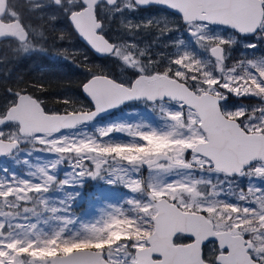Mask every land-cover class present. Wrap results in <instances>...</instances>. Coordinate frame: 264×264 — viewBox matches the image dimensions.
I'll use <instances>...</instances> for the list:
<instances>
[{
  "label": "snow or ice",
  "instance_id": "6c2138e0",
  "mask_svg": "<svg viewBox=\"0 0 264 264\" xmlns=\"http://www.w3.org/2000/svg\"><path fill=\"white\" fill-rule=\"evenodd\" d=\"M61 25L113 69L50 107L5 68L0 264H264V0H0V65L74 56ZM86 178L132 195L78 216Z\"/></svg>",
  "mask_w": 264,
  "mask_h": 264
},
{
  "label": "trees",
  "instance_id": "16d2710c",
  "mask_svg": "<svg viewBox=\"0 0 264 264\" xmlns=\"http://www.w3.org/2000/svg\"><path fill=\"white\" fill-rule=\"evenodd\" d=\"M77 40L81 47L86 48L79 39ZM248 51H255L256 55L259 56L264 54V47ZM233 55L238 57L239 51L234 50ZM82 56L87 57L86 62L82 60H61L52 58L53 55H50L46 56L44 60H39L40 57H36L35 59H25L18 64L0 65V100L3 98L4 88L13 86L12 83L3 79L5 68H7L14 76L22 77L26 81H40L45 83L47 85V92L40 95L44 96L50 107H61L59 100L65 96H70L86 103L82 93V83L88 78L87 68L91 67L93 70L98 68L105 69L104 61L106 60L105 58L95 56L87 48L85 55ZM138 104L136 103V105ZM9 160L11 158L7 159V167L11 166L8 162ZM0 168L3 167L0 165ZM84 190L86 192L92 190L90 181L85 183Z\"/></svg>",
  "mask_w": 264,
  "mask_h": 264
},
{
  "label": "rangeland",
  "instance_id": "374dc122",
  "mask_svg": "<svg viewBox=\"0 0 264 264\" xmlns=\"http://www.w3.org/2000/svg\"><path fill=\"white\" fill-rule=\"evenodd\" d=\"M154 12V9H152ZM141 14L137 13V16L139 17ZM145 18L149 15L148 12H144L142 14ZM151 33H144L140 37L141 46H143L144 42H149L152 39ZM69 44H64L63 47L69 49V52L74 53V56H69L68 59L65 60H82L86 62L87 59H85V47H81L79 45H73L74 41L72 43L71 41H68ZM81 54V55H79ZM55 56V54H54ZM56 57V56H55ZM104 61V67L105 70L113 69V64L109 62V58L105 59ZM92 64V63H91ZM136 108L138 111L143 112L144 105L138 104L136 105ZM127 109H121L115 115L108 116L107 118L100 119L101 121H107L114 118H119L124 114V111ZM132 119H135V116L131 117ZM7 158H0V165L2 167H7ZM11 166H8L7 168L10 170H15L18 173H22L26 170V166L21 163L17 165L12 159L8 161ZM144 175H147V172L145 171L143 173ZM87 181L91 182L92 190L85 191L84 186ZM83 188L77 189L76 191H79L80 198L76 201V205L74 207V211L76 215L78 216H84L85 218H90L92 215L98 214V209L103 206L104 203L108 202H122V199L125 197H128L132 195L128 189L120 186V185H110L107 183L105 179H91L86 178L84 182Z\"/></svg>",
  "mask_w": 264,
  "mask_h": 264
},
{
  "label": "flooded vegetation",
  "instance_id": "af4514ba",
  "mask_svg": "<svg viewBox=\"0 0 264 264\" xmlns=\"http://www.w3.org/2000/svg\"><path fill=\"white\" fill-rule=\"evenodd\" d=\"M61 27H64L66 31H68V38L64 41H61V42H58V45L59 44H69L68 41H71L72 40V43L74 41V44L73 45H79V42L77 39H79V37L77 35H75L73 32L69 31L65 25H61ZM69 50V49H68ZM51 58V57H50ZM53 58V57H52ZM54 58H57V59H61V60H65L63 58H58V57H54ZM45 57H40L39 60H44Z\"/></svg>",
  "mask_w": 264,
  "mask_h": 264
},
{
  "label": "water",
  "instance_id": "95a60500",
  "mask_svg": "<svg viewBox=\"0 0 264 264\" xmlns=\"http://www.w3.org/2000/svg\"><path fill=\"white\" fill-rule=\"evenodd\" d=\"M80 40L88 47V49H90L97 57H100V58H106V56L105 55H103V54H99V53H96L94 50H92L91 48H90V46H88L87 44H86V42H84L81 38H80ZM86 82V81H85ZM116 110H118V109H113L112 110V112L111 113H113L114 111H116ZM106 115H109L108 113H105V114H102L100 117H98L97 119H100V118H102V117H104V116H106ZM0 158H5V157H0Z\"/></svg>",
  "mask_w": 264,
  "mask_h": 264
}]
</instances>
